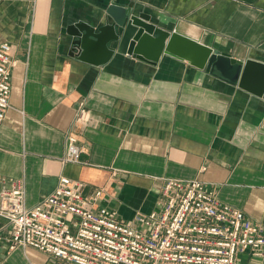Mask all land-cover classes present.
<instances>
[{"label":"crops","instance_id":"obj_1","mask_svg":"<svg viewBox=\"0 0 264 264\" xmlns=\"http://www.w3.org/2000/svg\"><path fill=\"white\" fill-rule=\"evenodd\" d=\"M113 1L169 30L183 20L224 55L264 63V0H0V41L18 59L0 121V189L3 177L24 178L34 206L65 174L86 192L104 187L102 201L129 220L156 207L161 178H199L264 224V97L170 54L157 64L128 55L129 33L105 63L72 56L68 26L102 24ZM83 100L92 114L79 132L88 164H63ZM5 224L0 216V264H70L34 247L11 249ZM238 264L264 257L243 252Z\"/></svg>","mask_w":264,"mask_h":264},{"label":"built area","instance_id":"obj_2","mask_svg":"<svg viewBox=\"0 0 264 264\" xmlns=\"http://www.w3.org/2000/svg\"><path fill=\"white\" fill-rule=\"evenodd\" d=\"M12 50L0 41V121L11 107L18 63ZM91 120L83 100L66 132L63 164H88L79 132ZM161 179L156 207L125 220L102 201L104 187L86 192L84 182L61 174L54 190L28 206L25 179L3 177L0 216L10 230L9 247H34L70 264H238L243 252L264 257L263 223L224 202L204 180Z\"/></svg>","mask_w":264,"mask_h":264},{"label":"water","instance_id":"obj_3","mask_svg":"<svg viewBox=\"0 0 264 264\" xmlns=\"http://www.w3.org/2000/svg\"><path fill=\"white\" fill-rule=\"evenodd\" d=\"M104 15L99 25L79 21L68 26L72 56L98 65L105 63L129 33L128 55L157 64L163 54H170L208 72L217 70L234 84L264 97L263 62L224 55L187 30L185 21L180 20L169 30L152 22L151 15L135 14L132 7L116 1L107 6Z\"/></svg>","mask_w":264,"mask_h":264}]
</instances>
